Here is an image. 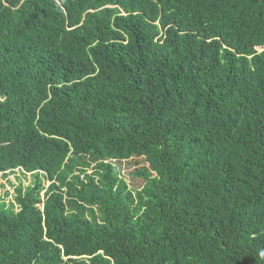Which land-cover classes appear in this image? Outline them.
Instances as JSON below:
<instances>
[{"label": "trees", "instance_id": "1", "mask_svg": "<svg viewBox=\"0 0 264 264\" xmlns=\"http://www.w3.org/2000/svg\"><path fill=\"white\" fill-rule=\"evenodd\" d=\"M0 264H264V0H0Z\"/></svg>", "mask_w": 264, "mask_h": 264}, {"label": "rangeland", "instance_id": "2", "mask_svg": "<svg viewBox=\"0 0 264 264\" xmlns=\"http://www.w3.org/2000/svg\"><path fill=\"white\" fill-rule=\"evenodd\" d=\"M13 182L17 183V180L15 179V177H12L11 178ZM30 180H27V184L29 183ZM127 181L128 183L131 185V182H132V178L131 177H128L127 178ZM2 184H1V193H2V196L5 194V192H9V196L7 197V200H11L13 199V187H11L8 182H5V180L1 181ZM135 197H136V202L138 203L139 205V202H140V196H139V193L138 192H135L134 193Z\"/></svg>", "mask_w": 264, "mask_h": 264}]
</instances>
